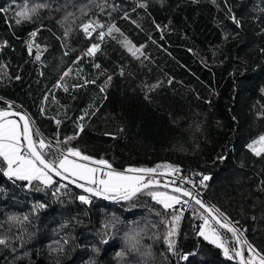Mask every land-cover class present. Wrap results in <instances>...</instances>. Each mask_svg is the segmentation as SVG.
<instances>
[{"label":"trees","instance_id":"obj_1","mask_svg":"<svg viewBox=\"0 0 264 264\" xmlns=\"http://www.w3.org/2000/svg\"><path fill=\"white\" fill-rule=\"evenodd\" d=\"M24 4L37 10L17 24ZM89 21L104 28L89 37ZM109 25L120 31L101 41ZM125 38L143 54L133 56ZM7 100L48 141L75 137L61 147L116 170L178 166L264 254V154L247 147L264 135V0H0V109ZM54 180L0 171V264H239L198 234L192 207L173 254L163 238L171 213L150 196L86 203Z\"/></svg>","mask_w":264,"mask_h":264},{"label":"snow or ice","instance_id":"obj_2","mask_svg":"<svg viewBox=\"0 0 264 264\" xmlns=\"http://www.w3.org/2000/svg\"><path fill=\"white\" fill-rule=\"evenodd\" d=\"M36 10V7L30 8L24 4L15 13L19 17L16 23L30 20ZM231 18L239 25L240 22L235 16ZM97 28L103 29L104 25L94 21L82 25L83 32L89 37ZM119 31L115 25H109L107 32L100 31L98 36L103 41L106 35L112 36L113 32ZM36 35L35 31L31 33L32 37ZM121 43L133 56L137 53L143 54L142 46L137 47L126 38ZM99 47V44L93 43L87 50V55H94ZM31 50L32 45L29 44V51ZM36 59H40L39 55ZM96 67L99 68V65ZM71 72L72 69H68L63 75L66 77ZM91 82L94 83V81ZM64 90H68L66 86ZM11 109V103L7 105V110L0 109V171L8 178L14 177L17 180L28 181L29 184L32 181H38L45 186H51L56 183L54 177H58L67 183L59 185L57 191L59 187H67L69 183L73 184L86 193L78 197L86 203L90 202L91 197L122 201L131 200L138 194H146L166 212L171 213L170 219L163 220L166 226L163 238L168 250L173 254H177L175 237L182 213L187 207H192L194 214H198V218L202 220L198 228V234L201 237L221 248L223 254L230 259H238L239 264H264V254L242 238L241 230L219 208L206 203L201 198L200 193L196 191L195 183L182 175H176L181 171L178 166L158 164L155 167H129L118 171L109 161L83 154L79 148L61 147L62 143L67 144L75 137H68L64 142L57 139L53 144L43 137L38 129L33 128V121L27 114L13 112ZM13 116L19 119H12ZM56 123L59 125L60 121L57 120ZM79 129L82 131L83 125H79ZM247 147L256 156L264 154V135H260ZM169 175L175 178L162 183L160 177ZM208 179V176H202L200 185L206 187L205 181ZM185 183L193 187L186 188ZM161 187L170 190L161 191ZM105 227L108 226L105 225ZM227 234H230L233 245L231 249L228 247L229 236ZM139 235V232H135L128 236V242L133 249H136L139 244ZM0 243H5V241L0 239ZM245 252L248 253L247 256ZM145 254L150 255V252ZM180 258L188 259L187 255H181Z\"/></svg>","mask_w":264,"mask_h":264},{"label":"water","instance_id":"obj_3","mask_svg":"<svg viewBox=\"0 0 264 264\" xmlns=\"http://www.w3.org/2000/svg\"><path fill=\"white\" fill-rule=\"evenodd\" d=\"M5 110H7V109H5ZM13 112H20V113H22V114H26V112H24L21 108H18V107H15V108H12L11 109ZM13 118H16V119H19V117H16V116H13ZM54 179H56V180H59V181H61L58 177H54ZM162 181V180H161ZM62 183H67L66 181H61ZM164 182H166V181H162V183H164ZM67 185H70V186H73V187H75L76 189H78V190H80L81 192H83V190L82 189H80V188H78V187H76L75 185H73V184H67ZM161 189H163V190H170V189H164V188H162L161 187ZM84 193V192H83ZM86 194V193H85ZM97 198H100V199H103V200H107V201H110V202H117V203H120V202H124V201H126V200H122V201H116V200H109V199H104L103 197H97ZM201 198L203 199V197L201 196ZM206 203H207V201L205 200V199H203ZM209 204V203H208ZM237 261H238V259H237ZM239 262V261H238Z\"/></svg>","mask_w":264,"mask_h":264},{"label":"built area","instance_id":"obj_4","mask_svg":"<svg viewBox=\"0 0 264 264\" xmlns=\"http://www.w3.org/2000/svg\"><path fill=\"white\" fill-rule=\"evenodd\" d=\"M176 175H177V176H181V174H176ZM174 178H175V177H173V176H171V175H169V176H164V177H160V179H164L165 181H169V180L174 179ZM178 183H179V181H178ZM184 187H186V188H192L193 185L185 183V184H184ZM196 191H197L198 193H200V192L197 190V188H196ZM200 196H202V195L200 194Z\"/></svg>","mask_w":264,"mask_h":264},{"label":"rangeland","instance_id":"obj_5","mask_svg":"<svg viewBox=\"0 0 264 264\" xmlns=\"http://www.w3.org/2000/svg\"><path fill=\"white\" fill-rule=\"evenodd\" d=\"M7 104H6V107H4V108H1V109H7V105L9 104V103H11V105H12V108H15V107H18V108H21L24 112H26L19 104H17V103H14V102H12V101H8L7 100V102H6ZM26 114L29 116V114L26 112ZM30 117V116H29ZM12 119H16V118H13V117H11ZM18 120V119H17ZM119 171V170H118ZM161 191H167V190H163V189H160Z\"/></svg>","mask_w":264,"mask_h":264},{"label":"bare ground","instance_id":"obj_6","mask_svg":"<svg viewBox=\"0 0 264 264\" xmlns=\"http://www.w3.org/2000/svg\"><path fill=\"white\" fill-rule=\"evenodd\" d=\"M162 181H165L164 179H161Z\"/></svg>","mask_w":264,"mask_h":264}]
</instances>
